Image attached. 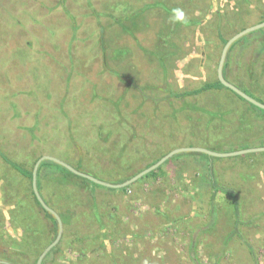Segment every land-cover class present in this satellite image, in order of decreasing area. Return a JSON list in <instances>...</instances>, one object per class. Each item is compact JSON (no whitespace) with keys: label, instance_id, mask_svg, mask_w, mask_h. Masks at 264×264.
I'll return each instance as SVG.
<instances>
[{"label":"rangeland","instance_id":"1","mask_svg":"<svg viewBox=\"0 0 264 264\" xmlns=\"http://www.w3.org/2000/svg\"><path fill=\"white\" fill-rule=\"evenodd\" d=\"M121 4L124 14L137 11L134 20L114 21ZM262 12L264 0H0L1 150L26 167L40 153L63 155L75 165L71 144L77 141L83 154L89 148L92 156L84 163L118 179L126 167L172 144L212 139L220 124L224 138L229 136L228 131L239 129L236 121L224 123L208 111L233 109L234 96L222 91L172 98L173 109L182 113L181 126L170 128L177 140L169 142L161 137L168 132V119L162 127L151 117L153 100L137 108L140 88L147 85L146 94L160 97L168 88L181 91L213 79L221 51L217 22L229 38L241 26L259 22ZM250 52L244 49L237 56L241 65L249 62ZM235 68L230 76L237 79L241 75ZM163 103L155 111L166 115L171 109ZM135 107L150 116L148 128L134 127V116L140 115L131 112ZM183 110L198 117L192 125L183 119ZM34 124L37 139L32 141L29 128ZM235 132L232 136L241 139ZM258 134L252 127L246 140L254 143L249 146H264ZM254 153L213 163L216 181L238 195V217L230 195L218 191L211 199L207 162L199 157L171 160L155 176L117 194L107 187L90 184L95 188L90 192L75 181L47 179L43 194L81 242H74L76 251L60 249L58 264L78 256L82 247L98 256L99 264H113L114 259L119 264H194L191 256L202 264H254L253 257L264 264V154ZM11 172L0 159V184ZM23 181L28 186L25 179L17 183ZM2 225L0 244L7 259L30 264L13 252L6 237L20 240L22 227L12 231L9 226L12 233L4 235L8 224ZM137 233L142 240L133 238Z\"/></svg>","mask_w":264,"mask_h":264},{"label":"trees","instance_id":"2","mask_svg":"<svg viewBox=\"0 0 264 264\" xmlns=\"http://www.w3.org/2000/svg\"><path fill=\"white\" fill-rule=\"evenodd\" d=\"M118 7H120L121 9L120 11H118L119 16H116L113 18L114 21L121 23V22L128 21V20H134L133 17H134V14L137 13V11L135 12V10H133L132 12H127V14H124L123 13L124 5L121 4ZM128 11H130V9ZM124 16H127V17H124ZM262 20H264V12L261 13L259 21H262ZM216 26H217V36L220 41V49H221L223 44L228 39V37H224L221 34L219 22H217ZM244 27L245 26H241L235 32L243 29ZM254 31H255L254 33L248 34V36L247 35L241 36L229 46L227 53H226L225 61L223 64V76L225 79H227L228 81L236 85L238 88H240L242 91H244L251 97L264 103V27L259 28ZM100 47H103L102 44L99 45V48ZM244 49H250L251 52L249 56V62L245 61L241 65L240 62H238L237 56H241ZM233 66H235L236 67L235 69L240 72L238 74V75H241L239 76L240 78L235 79L234 75L232 76L233 78L230 76L231 73H233L232 71H234ZM130 86H128L127 89H129ZM144 88H147V85H144L143 87L140 88V90L142 91L141 92L142 100L139 103L140 106H137V108L140 110L142 105L146 102V100H149L150 98L153 100L152 102H150L152 111L154 110L153 111L154 113H152L151 117L156 118V120L158 121V124L161 125L162 127L165 124L163 120L168 119L167 121L168 127H169L167 130L168 132L167 134H164L162 132L163 134L161 137H167V141L169 142H171V139L173 140V142H174V139L177 140L176 136H174L176 134H174L173 129L170 130V128H178L181 126V122H180L178 114H180V112L182 113V111H180L177 114V110L173 109L174 104L171 101L172 98L183 99L187 96L199 97L201 95L204 96L207 94L208 95L214 94L215 96V95H218V93L222 91L226 92L229 96L231 95L232 97L233 96L235 97V99L237 100V102L233 103L235 107H233V109L226 108L224 112L209 110L208 113L213 116H217L221 118L220 120L222 121L224 120V123L229 121L230 124H232L233 123L232 121L235 120L237 123L236 126L238 125L239 129L236 131L237 128L235 127L236 129H234L233 131H228L229 136L226 135V137L224 138V134L221 131L224 125L220 124L221 127L217 126L218 128H213V130H217V131H215L216 134L214 133L215 136L212 137V139L209 138L208 140L207 138L206 140H203V141L199 139L189 140V142L186 145L203 146V147L216 150V151H221V150L230 151L234 149L252 147L249 145L254 143V139L246 140V138L251 134V129L254 126H256V129L259 131V134L257 136L263 135L264 137V109H261L255 106L254 104L244 100L243 98L236 95L233 91L223 86L216 77V69L214 72L213 79L203 80V82H201L199 86L190 88V89L181 90V91H174L171 88H168L166 89L167 92L160 95V97H151L149 94H146L143 91ZM163 100H164L163 104L169 106L171 109V111L165 112L166 115H163V113H161L162 110H160L161 112L155 111V109L158 108L160 102H163ZM214 100L218 103L217 99L214 98ZM119 101H122L121 96H119L117 101L113 103L116 109L119 108ZM137 108L135 107L131 111L132 113H135V112L140 113L138 118L137 116H134V122H135L134 127L140 130H142L143 127L148 128V125L151 121L150 116H147L146 113L140 112L139 110H137ZM186 111H184L185 113H183V119L185 121L187 120V122H189L190 125H192L193 123L191 122L194 121V119L198 117L195 116L194 113L188 114L189 111L187 112ZM34 125L36 126L31 127V129L29 128V132H30L29 134L31 136L30 138L32 139V141L37 139V136L34 132L38 128H37V124H34ZM130 125L132 126L133 124H130ZM195 128L196 127H194V129ZM242 130H243V133H242ZM97 131L100 132L99 129ZM218 131L219 133H217ZM234 132L238 134L239 136H241V139L238 137H236L237 139H235V137L232 136ZM106 136L109 137V135H106ZM134 136L136 137V135ZM157 136H159V134ZM135 139H137V137ZM73 142L74 143L71 145H73L72 150L76 151V162L74 163L75 165L68 162L67 159H64L63 155L62 156L54 155V156L68 162L69 164H71L73 167H75L78 170L89 173L100 179H105V178L112 179L115 182H122L126 180L127 178L131 177L132 175L142 170L143 168L148 167L149 165L153 164L160 157L166 154L169 150L176 147V145L172 144L171 148L167 150H162L160 153L155 154L154 156L150 157L148 160L142 161L136 166L131 165V166L126 167L125 170L122 171V176L117 179L114 177V175L112 176L104 175L103 176L102 170H98L95 167V165L91 162L84 163L83 161L85 159L88 160V157L92 159L91 154H89V148H87L85 150V154H83L84 151L79 145V143L77 141H73ZM106 150L107 149H105V151ZM118 151H119L118 153V157H119L121 150H118ZM260 152L264 154V151H260ZM188 153H192V155H188V156L182 155L181 156L182 154L181 152L175 154L171 158L167 159L158 168L148 172L147 174H145L143 177H141L137 181L144 179V178L151 177V176H155L157 174V171H160L162 166L170 162L171 160L179 159L180 157H189V156L203 158L207 162V173L210 178L211 189H212L211 199L213 200V198L215 197V193L218 191H222L223 193L230 195L234 203V209H235L234 214L236 217H238L239 200H238L237 193L233 189L226 188L220 185L216 181V178H215V171L213 167L214 160H220L223 157H213L205 153H201V152H188ZM250 154L256 155V153L254 152L247 153L245 155H250ZM40 156H41V153L38 154L32 160V163L28 167H26L23 163L17 162L7 157L4 151H2L0 148V159L4 161V163L7 164L9 166V169L13 171L14 173L13 174L11 172L13 175L10 174L9 177L5 175L3 177L4 179L1 181L2 183L0 184V204H1L0 206V236L1 238L0 239L3 242V238L5 237L2 234L3 233L2 224H8L5 226L6 230H5L4 235H9L10 233H12L10 228L12 229V231H14L15 228L22 227V235L20 237V240H18L16 237L15 239L13 237H10L11 235L6 236V237H7V241H10L11 246H13L14 248L13 252L16 255L22 257L24 261L30 260V264H36V259L38 255L50 242L54 240V238L56 237L57 231H58V224H57L56 218L53 216V214L45 210L40 205L31 187L32 167H33L34 162ZM241 156H244V154L237 155V157H241ZM231 158L232 157H227V159H231ZM52 177H55V178L57 177L58 179L65 178L70 181H75L77 184L79 183L80 186L83 187V189L87 188L90 192H93L95 190V188H92L90 184L95 185V186L105 187V186L98 185L94 182H91L86 178L73 174L72 172L67 170L65 167H63L62 165L54 161L44 159L39 163L37 172H36L37 189L40 192L44 201L53 210H55L56 213L60 216L62 220V224H63V231H62L59 241L45 254V256L43 257L41 261V264H58L57 253L60 249L62 250L66 246H70L72 249L76 251L77 249L75 248L74 242L77 241L81 243L80 239L77 238L79 237V235L76 233L77 230L75 231V230L68 229L65 227L66 222L64 220L62 212H60L57 209L56 205L53 204V202H51L50 200H48V198L43 194V190H45L46 183H49L47 179L52 178ZM18 178L27 180L28 186H26V183L24 181L23 182L25 184H23L22 182L17 183ZM132 184L122 187V188H109V187L107 188L110 189L108 191H112L113 193L117 194L121 192H127V190L131 186H133ZM26 189L29 191L26 192L27 191ZM231 193H233L234 196H232ZM90 209L92 210L91 212L93 215H99V213H96L97 210H94L95 209L94 207L90 206ZM8 219H10V222H8ZM43 219L45 221H42ZM9 226L11 227L9 228ZM142 226L143 224H140L139 227H142ZM141 236L142 234L137 233L136 235H133V238L134 239L136 238L135 240L139 241ZM246 246L248 247L249 251L254 255L253 249L249 246V244H246ZM3 247H4L3 244H0V249H2L1 251L3 252L1 253L3 256H0V264H7L6 262L11 263V264H19L17 262L9 260V258L7 259L8 255L7 253H5L6 249L4 250ZM79 251H80V254H78V256L76 255V257H72L70 255L66 264H99L98 256H95L93 254L89 255V253H87V250L83 247L80 248ZM191 258L194 261V264H202L197 258L192 257V256ZM253 258H254L253 260L254 264H258L256 257H253ZM2 261H6V262H2ZM135 262L136 263H133V264H137V260H135ZM123 263L124 261L120 264H123ZM113 264H119V263H117L116 259H114Z\"/></svg>","mask_w":264,"mask_h":264},{"label":"water","instance_id":"3","mask_svg":"<svg viewBox=\"0 0 264 264\" xmlns=\"http://www.w3.org/2000/svg\"><path fill=\"white\" fill-rule=\"evenodd\" d=\"M262 27H264V20L259 21L253 25L244 27L243 29L235 32L233 35H231L226 40V42L223 44V46L221 48L219 59L217 62L216 77L223 86H225L228 89H230L231 91H233L236 95H238L239 97L243 98L244 100L254 104L257 107L264 109V103L263 102H260L257 99L251 97L250 95H248L247 93L242 91L240 88H238L236 85H234L233 83H231L230 81L225 79L223 76V64H224L226 53H227L229 46L235 40L240 38L241 36H243L249 32H252L254 30H257L259 28H262ZM260 151H264V146H252V147L235 149V150H230V151H216V150H212V149H209V148H206L203 146H195V145L178 146V147H174L171 150H169L166 154H164L162 157H160L153 164L149 165L148 167L143 168L142 170L138 171L137 173H135L131 177L127 178L126 180H124L122 182H117V183H111V182L102 180L100 178H97V177H95L89 173L78 170L75 167H73L71 164H69L68 162H66V161H64V160H62V159H60L54 155L42 154L40 157L37 158V160L33 164L32 174H31V187H32L33 193H34L36 199L38 200V202L40 203V205L45 210H47L51 214H53V216L56 218V221L58 224V231H57V234H56V237L54 238V240L52 242H50L41 251V253L38 255V257L36 259V264H41L43 257L59 241L61 234H62V231H63V224H62V220H61L60 216L56 213L55 210H53L44 201L40 192L37 189L36 172H37L38 165L42 160L47 159V160L54 161V162L62 165L63 167H65L67 170H69L73 174L81 176L83 178H86L89 181L94 182L98 185L109 187V188H122V187L128 186V185L132 184L133 182L137 181L138 179L143 177L148 172L155 170L161 164H163L167 159L171 158L172 156H174L175 154L180 153V152H201V153H205L207 155L213 156V157H230V156H237V155H242V154H247V153H252V152H260ZM2 262H6V261H2ZM6 263L11 264L8 262H6Z\"/></svg>","mask_w":264,"mask_h":264}]
</instances>
